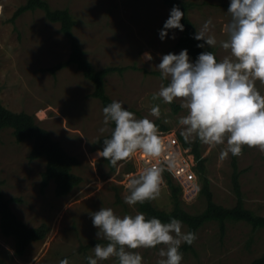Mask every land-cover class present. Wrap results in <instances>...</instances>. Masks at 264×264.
I'll use <instances>...</instances> for the list:
<instances>
[{
    "label": "rangeland",
    "instance_id": "1",
    "mask_svg": "<svg viewBox=\"0 0 264 264\" xmlns=\"http://www.w3.org/2000/svg\"><path fill=\"white\" fill-rule=\"evenodd\" d=\"M26 1L0 0V98L14 111L33 114L40 126L47 128L54 139L76 156L79 163L73 171L81 175L83 181L63 196L56 195L54 181L42 189L46 158L30 159L33 142H18L12 128L2 130V190L7 198H15L11 206L29 226L47 223L50 230L44 240L31 243L24 254L19 255L14 238L0 229V257L4 259L3 264H59L64 258L69 264H85L80 247L96 239L97 231L90 212L101 207H111L120 216L140 211L138 204L130 207L123 199L128 194L127 173L136 170V165L132 157L118 162L117 168L112 170L104 158L97 156L103 149L97 139L108 134L99 132L103 126V102L92 95L94 83L76 64L59 69L55 74L47 70L69 57L71 42L61 30V23L49 20L41 8L28 10L13 20L14 12ZM47 1L53 9H70L76 20L74 33L95 68L126 67L105 77L106 93L113 100L121 101L137 118L147 116L154 121L158 119L150 115V108L158 104L159 121L181 132L178 120L183 110L175 111L172 104L152 99L162 83L155 67L160 57L179 54L184 49L177 46L182 34L178 29L169 30L163 41L159 38L171 10L164 0ZM189 1L195 2L189 15L196 28L211 19V34L218 42L226 39L223 29L230 20L227 13L230 0ZM173 35L175 39L171 38ZM213 49L221 59L227 55L219 46ZM146 51L151 52L152 61L142 60ZM258 87L264 93V86L258 84ZM176 104L180 105V101L176 100ZM221 147L202 144L214 200L233 206L236 195L232 155L219 159ZM237 159L245 205L264 214V153L245 146L243 155ZM153 203L161 209H172L170 188L165 179L161 195ZM182 204L190 212H199L206 207V198L198 195L188 201L182 197ZM183 226L182 230L187 232V224ZM226 227L222 233L217 221L204 224L194 241V250L183 253L182 264H249L263 254L264 228L254 229L243 220L227 221ZM93 247L89 249L92 255ZM159 247L135 251L142 255L143 264H156ZM100 264H117V261L113 258Z\"/></svg>",
    "mask_w": 264,
    "mask_h": 264
},
{
    "label": "clouds",
    "instance_id": "2",
    "mask_svg": "<svg viewBox=\"0 0 264 264\" xmlns=\"http://www.w3.org/2000/svg\"><path fill=\"white\" fill-rule=\"evenodd\" d=\"M227 13L230 20L223 29L226 39L218 42L211 34V19L197 28L193 36L204 41L197 44L198 48L219 46L227 55L218 59L213 51H203L194 62L187 49L179 54L162 55L155 66L162 83L152 95L154 101L160 99L169 105L179 100L184 112L178 120L180 135L188 143L199 141L211 148L223 146L219 153L221 160L229 154L243 155L245 146L264 153V93L258 87L264 86V0H230ZM183 17L184 12L174 5L159 38L163 41L171 29L183 32ZM142 60L152 61L151 52H144ZM102 113L103 126L99 132L109 135L103 139L98 157L106 159L112 167L137 152L160 161L130 175L124 203L131 207L157 200L164 184L163 173L171 172L176 164V156L164 144L159 127L147 116L137 118L118 100L105 106ZM150 115L160 118L158 104L150 108ZM89 216L97 229L95 238L105 243L95 244L93 255L85 258L87 264L113 258L117 264H143L142 255L135 250L158 246L156 264H182L181 245H192L197 239L195 232L182 230L183 222L177 218L165 223L156 217L147 218L140 211L120 216L111 207H101ZM59 264H69V260L61 259Z\"/></svg>",
    "mask_w": 264,
    "mask_h": 264
},
{
    "label": "trees",
    "instance_id": "3",
    "mask_svg": "<svg viewBox=\"0 0 264 264\" xmlns=\"http://www.w3.org/2000/svg\"><path fill=\"white\" fill-rule=\"evenodd\" d=\"M164 2L173 8L178 6L184 17L181 23L184 25V31L180 35L177 46L188 50V54L195 61L198 55L203 51H213L218 59H221L215 50L210 49L207 45L205 48H198L197 44L204 43L193 38L197 31L194 22L191 20L189 11L195 5L194 1L189 0H164ZM41 8L45 11L46 16L53 22L61 23V30L69 38L71 42V52L67 59L58 61L54 65L48 67L47 70L56 73L70 64H76L81 69L84 75L94 83V90L92 95L100 98L104 107L113 101V99L106 93L105 77L116 70L123 71L124 66L108 65L97 69L93 63L86 57L85 51L82 48L74 33V25L76 20L69 8L53 9L47 0H27L26 3L20 5L14 12L13 20L28 10H35ZM167 83L166 81L164 82ZM174 110L178 111L180 106L176 101L172 103ZM155 123L159 128L169 129V127L158 120ZM114 127V124L111 125ZM6 128L13 129V135L18 142L30 140L33 142L30 151V159H37L41 157L46 158V166L42 173V189L46 188L51 181L56 183L55 193L57 196H63L72 191L82 181L83 177L73 171L74 166L78 165L79 160L76 156L71 155L59 140L53 138L51 132L38 124L33 114L26 111H14L5 106L0 98V132ZM107 135L101 136L97 139L99 145L103 144V139ZM179 137L186 146H190L196 159V170L200 179L199 195L205 196L206 207L199 212H190L184 208L182 204V186L174 181L173 177L164 173L165 180L170 188L171 199L173 207L171 210H165L157 207L153 201L146 202L143 205L138 204V208L143 212L147 218L156 217L162 222H169L171 218L180 219L187 224V232H195L196 236L199 229L206 223L217 221L220 225L221 232L226 230L227 221L243 220L252 225L254 229L264 228V214L257 213L254 209L245 205L244 193L240 183L241 170L238 169V159L232 156V182L233 190L236 195V203L233 206H226L214 200L213 190L211 189V179L207 173V157L203 154L202 144L199 141L191 143L185 142L184 138ZM110 169L115 170L105 159ZM119 196V195H118ZM15 198H7L2 190V182H0V229L1 232L7 236H12L15 241L16 253L23 255L29 245L35 241L44 240L49 233L50 227L47 223H41L38 226H29L12 208L11 202ZM18 200V199H16ZM102 242L97 239H92L80 248L84 254L85 264H87L86 257L92 255L89 252L96 243ZM181 252L184 253L189 250H194V243L192 245L182 244ZM4 263V259L0 257V264ZM249 264H264V252L260 256L254 258Z\"/></svg>",
    "mask_w": 264,
    "mask_h": 264
},
{
    "label": "built area",
    "instance_id": "4",
    "mask_svg": "<svg viewBox=\"0 0 264 264\" xmlns=\"http://www.w3.org/2000/svg\"><path fill=\"white\" fill-rule=\"evenodd\" d=\"M159 130L164 144L176 156L174 169L171 172L166 170L164 173L170 174L174 181L182 186L183 198L188 201L194 200L199 195L201 184L195 167L196 159L192 148L184 145L175 129L160 128ZM133 159L136 170L127 173V181L130 175L138 173L144 167L150 166L152 163H160V161L149 158L142 152L135 153Z\"/></svg>",
    "mask_w": 264,
    "mask_h": 264
}]
</instances>
